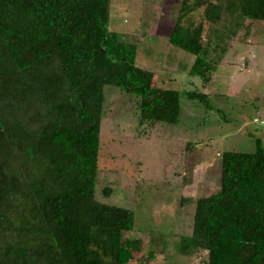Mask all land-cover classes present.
I'll list each match as a JSON object with an SVG mask.
<instances>
[{"label": "trees", "instance_id": "trees-1", "mask_svg": "<svg viewBox=\"0 0 264 264\" xmlns=\"http://www.w3.org/2000/svg\"><path fill=\"white\" fill-rule=\"evenodd\" d=\"M110 5L0 0V264L134 260L140 241L124 238L135 229L134 212L95 196L105 87L137 97L139 123L150 131L179 122L182 93L160 88L155 73L136 64L138 45L109 28ZM204 6L201 21L184 23ZM227 18L235 28L220 43L247 20L264 21V0H183L169 35L170 45L195 56L191 74L204 85L221 59L211 58L220 44L205 36L206 24ZM200 250L204 264H264L261 139L253 153L222 154L221 189L196 202L192 235L178 246L184 256Z\"/></svg>", "mask_w": 264, "mask_h": 264}, {"label": "rangeland", "instance_id": "rangeland-1", "mask_svg": "<svg viewBox=\"0 0 264 264\" xmlns=\"http://www.w3.org/2000/svg\"><path fill=\"white\" fill-rule=\"evenodd\" d=\"M182 2L111 0L110 5L109 28L138 45L136 64L154 72L160 88L182 93L179 122L150 131L139 123L137 97L105 87L95 196L134 212L135 229L124 238L140 243L130 264H204L207 251L191 256L178 251L181 238L192 235L196 202L220 191L224 152L253 153L257 139L264 144V21L247 20L224 43L219 37L235 28L234 22L206 24L205 36L213 47L220 44L211 58L221 59L204 85L191 74L195 56L168 41ZM204 8L184 23L201 21ZM187 91L206 98L191 100ZM108 187L113 192L104 197Z\"/></svg>", "mask_w": 264, "mask_h": 264}]
</instances>
